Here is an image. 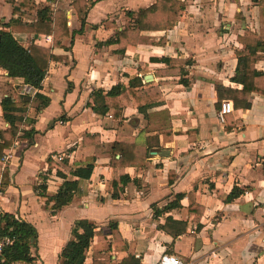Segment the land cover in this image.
I'll return each instance as SVG.
<instances>
[{
    "label": "crops",
    "instance_id": "crops-1",
    "mask_svg": "<svg viewBox=\"0 0 264 264\" xmlns=\"http://www.w3.org/2000/svg\"><path fill=\"white\" fill-rule=\"evenodd\" d=\"M9 1L24 15H13ZM180 2L183 9L173 29L141 31L137 43L119 50L118 43L107 41L135 28L138 13L156 0H0V28L9 23L6 30L23 47L40 46L64 58L49 63L38 91L49 104L37 111L40 102L31 103L21 116L22 132L4 151L7 160L0 166V181L5 169L3 216L37 232L36 244H29L35 260L13 264H62V250L77 221L92 223L108 240L94 237L84 264H92L95 252L111 264L130 257L156 264L164 254L184 264H264V95L252 93L249 106L234 108L225 125L217 118L220 104L233 101L234 91L242 89L232 81L236 70L243 69L239 53L248 50L238 37L249 31L264 40V0ZM42 9L65 17L68 37L60 47H53L51 36L32 32ZM257 56L254 68L264 73V52ZM168 59L188 62L187 86L178 74L167 73L163 60ZM136 77L141 79L136 90L158 88L161 93L149 119L138 112L130 94L122 124L111 112L100 116L92 110L93 93L105 94L118 84L127 91ZM24 86L22 79L9 78L0 69V101L5 96L18 100ZM7 127L0 110V130ZM29 130L35 131L31 138ZM163 131L170 141H163ZM86 134L99 135L103 146H84ZM117 137L147 143L149 152L144 164L124 170L135 182L114 200L108 193L113 178L109 145ZM49 160L67 173L93 163L89 179L78 181L71 204L57 212L47 210L35 192L42 178L49 195L62 183ZM232 192L237 195L226 201ZM178 194L183 195L179 208L153 216L154 209L160 212ZM111 221L118 241L111 237ZM166 223L168 232L157 228ZM173 230L182 232L173 238Z\"/></svg>",
    "mask_w": 264,
    "mask_h": 264
},
{
    "label": "trees",
    "instance_id": "trees-1",
    "mask_svg": "<svg viewBox=\"0 0 264 264\" xmlns=\"http://www.w3.org/2000/svg\"><path fill=\"white\" fill-rule=\"evenodd\" d=\"M9 3L13 7V15L18 17L24 15L20 11L18 4L11 1ZM28 9L31 11L30 8ZM182 9L183 5L180 0H156V3L150 8L138 13V17L135 19V28L118 33L116 40L111 39L107 41V44L118 43L120 45L119 50H123L126 45L137 43L141 31L173 29ZM36 18V21L31 25L32 32L36 35L51 36L53 47H60L61 41L68 37L64 15L57 12L52 17L47 9H42L36 12ZM10 23L15 22L11 20ZM8 25L9 23L7 26L3 25L0 28V69L5 71L9 78L22 79L23 84L36 89V93L33 97L22 95L18 100L5 96L0 101L2 119L8 124L6 129L0 130V166L4 164V151L12 147L14 141L18 139L20 132H22L20 128L21 116L27 112L31 103L34 100L40 102L36 107L37 111L42 110L49 104V100L38 93L47 73L49 63L64 59L55 56L47 48L36 45H29L27 48L23 47L14 39L10 31L6 30ZM238 41L246 46L248 50L239 53L238 62L239 65H242L243 69L242 71L237 69L232 78V81L242 85L241 90L234 91L236 98L233 99L232 103L235 109L248 107V99L252 93L264 95V73L258 72L254 68L258 53L264 52V40L248 31L243 36L238 37ZM163 61L169 68L167 73L178 74L180 76L179 82L187 86L188 81L184 78V67L188 62L177 59ZM139 82H141V79L137 77L130 80L127 91L122 89L119 84L105 94L102 91H96L91 96L92 110L100 116H105L111 112L113 119H119V123L122 124L124 123L122 112L125 108L131 106V100L128 97V94H130L137 105L138 112L145 119H149V110L160 105L161 93L158 88L136 90ZM223 90L217 91L218 96H220V92ZM34 133V130H29L26 136L31 138ZM166 133L163 131L164 142L170 141V137H167ZM82 141L84 146L92 145L97 148L103 146L99 135L86 134L83 136ZM148 152L149 147L147 143H140L136 140L129 141L117 137L109 145V167L113 171V178L108 184V193L111 199H119L127 184L135 182L124 170L128 167L144 164L148 159ZM48 165L49 168L55 169L56 175L62 179V183L55 194L49 195L46 191V178H42L43 182L35 188V192L41 198L47 210L57 212L71 204L78 191V181L89 179L93 171V163L88 162L83 166L74 167L69 173L51 160H49ZM4 171L5 169L0 181L1 186L5 182L3 180ZM68 175L78 180H68ZM236 195L232 192L225 200L230 201ZM182 198V194L176 195L174 201L164 206L160 212L154 209L153 216L179 208V201ZM189 205L192 206L193 203L190 202ZM189 209H191L190 206ZM199 215L196 213L194 218L197 222L200 218ZM167 222H172V220L167 218ZM109 227L112 239L114 241L120 240L116 223L111 221ZM157 228L168 232L167 223L164 226L158 225ZM181 232V230H173L170 233L173 238H176ZM0 234L13 240L12 244L3 249V262L1 264H13L20 261L32 263L35 260L29 252V244L31 243L34 246L37 239V232L33 226L23 221H16L12 216L4 214L0 224ZM94 237L98 241L108 242L102 235V232L97 231L92 223L88 221L75 222L72 229V239L62 250V264H84L86 252ZM91 259L92 264H111L109 260H105L104 254L101 252L93 253ZM120 264H139V260L130 257L127 260H123Z\"/></svg>",
    "mask_w": 264,
    "mask_h": 264
},
{
    "label": "built area",
    "instance_id": "built-area-1",
    "mask_svg": "<svg viewBox=\"0 0 264 264\" xmlns=\"http://www.w3.org/2000/svg\"><path fill=\"white\" fill-rule=\"evenodd\" d=\"M57 2H64V3H69V4H73L76 0H56ZM36 93V89L25 85L22 89V93L21 95H29L30 97H33L34 94ZM234 112V105L232 103V101H223L220 104V107L217 111V118L218 121L221 125H225L226 124V117ZM6 155L3 157V161H6ZM2 216H3V211L2 208L0 206V224H1V220H2ZM13 240L7 236H1L0 234V264L2 261V252L3 249L12 244ZM156 264H184L181 260H179L178 258H176L175 256L172 255H162L159 260L156 262Z\"/></svg>",
    "mask_w": 264,
    "mask_h": 264
}]
</instances>
